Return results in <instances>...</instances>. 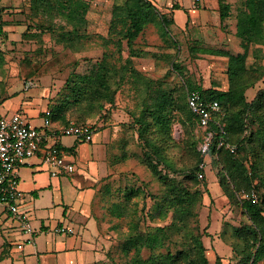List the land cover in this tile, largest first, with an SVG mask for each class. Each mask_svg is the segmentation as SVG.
<instances>
[{"label": "trees", "instance_id": "trees-1", "mask_svg": "<svg viewBox=\"0 0 264 264\" xmlns=\"http://www.w3.org/2000/svg\"><path fill=\"white\" fill-rule=\"evenodd\" d=\"M2 1L0 0V35H7L8 22L4 19V14L8 9ZM61 1L64 4L70 2V0H29L30 15L38 18L37 23L33 24L37 29L34 32L28 30L24 35L35 37L43 31L51 30L57 32L55 37L59 41L73 46L80 39L89 36V27L98 30L100 16H94L93 19V15H88L87 10L83 13L73 7H70L65 15V23L56 27L52 20L59 16L58 7ZM219 4L223 29L227 32L231 20L235 22L234 33L241 39L243 50L232 54L227 50L211 47L200 46L198 49L203 53L228 57V88L220 90L212 86L205 87L186 82L185 92L177 96L172 90L158 87V83L153 79L142 76L141 81L146 89L141 92L143 96L138 113L132 114L131 124L135 127L143 152L139 158L165 186L162 200L154 202L152 207H155L163 217L172 212V222L166 226L142 230L141 213L133 209L130 204L140 188L135 186L115 188L119 199L105 207L110 220L112 217L118 220H123L125 217L129 219V230L125 238L119 240L118 226L115 222L111 223L116 236L108 251L107 260L102 264H213L207 256V246L203 238L209 236V233L190 226V221L198 215L197 207L204 198V189H201L200 184L205 183L207 179L206 181L205 177L200 179L199 172H206L207 166L201 168V164L205 162L208 165V158H211V162L219 168L218 181L229 199L236 200L241 189L247 190L245 193L255 191L258 196V201L255 202L242 194L237 201L248 217L246 223L237 226L225 222L221 225L218 237L231 248L229 263L264 264V90H259L251 99L247 97L249 88L264 77L262 60L264 59V0H244L236 14L228 0H219ZM157 11L159 10L151 0H114L112 18L108 22L102 19L103 25L107 23L108 26V34L103 36L105 42H114L120 51L126 46L130 49L131 56L136 55L134 39L143 30L146 21ZM160 13L163 24L169 25L170 17ZM250 52L257 61L256 64H247ZM104 61L99 59L92 72L83 74L73 72L70 75L67 80L71 83L68 85L70 93L63 99L55 100L53 108L49 106L52 120L63 125H68L71 121L90 123L87 121L88 116L97 112L94 110L95 106L90 104L92 101H98L97 108L101 111L106 103L114 105L116 93V88H112L114 75L116 74L117 77L128 70L137 74L138 71L131 66V58L127 59V64L122 68ZM119 81L122 82L121 79ZM195 90L200 92L203 99L217 101L220 110L214 114L215 118L208 127V131L212 132L213 136L207 153H202L199 148L200 138L198 140L192 135L189 146L195 162L184 172L178 173L168 155V149L174 140L172 125L176 120V111H179L182 117H185V121H191L198 126L197 115L192 112L187 102L189 92ZM101 100H104V103ZM110 123H97L96 120L92 124L96 130H99L110 127ZM253 124H258L256 131L253 130ZM222 128L226 131V141L237 145L236 153H231L225 147H218ZM124 141L126 140L122 134L118 141L121 150ZM126 157H131V153L123 152L121 158ZM111 192V185L108 182L104 188H101L102 198ZM120 192L123 198H120ZM150 213L153 215L152 209L148 210L147 215ZM227 227L231 228V233L227 232ZM176 233L181 235L179 242L181 247L173 251L170 243ZM168 241L166 251L155 252L164 247ZM143 248L150 249L149 256H142ZM131 252L133 253L129 256ZM116 254H123L119 261L116 260ZM215 256L214 264H222L223 257L218 252Z\"/></svg>", "mask_w": 264, "mask_h": 264}, {"label": "rangeland", "instance_id": "rangeland-1", "mask_svg": "<svg viewBox=\"0 0 264 264\" xmlns=\"http://www.w3.org/2000/svg\"><path fill=\"white\" fill-rule=\"evenodd\" d=\"M228 1L235 14L244 2V0ZM113 2L114 0H70L69 5L61 1L58 7L59 16L52 20L53 24L57 27L65 23L64 17L70 7L83 13L87 10V14L93 15V19L94 16H100L108 22L112 18ZM2 4L8 9L7 13L4 14V19L8 22L6 30L8 34L0 35V98L6 97L7 99V97L19 95L35 86L48 87L52 94L50 107L53 108L55 100L63 99L66 94L70 93L68 85H71V83H68L67 80L73 72L83 74L94 71L96 68L94 66L99 59L111 62L117 68H122L127 64V59L131 58V66L138 73L128 70L126 73H120L117 77L116 74L114 75L115 78L112 80V88H116L114 105L111 106L106 103L105 108L101 111L97 108V100L90 103L95 106L94 110L97 112H93L92 115L88 116L87 121L90 123H94L96 120L97 123L119 122V132L121 136L123 134L126 140L123 144V150H121L118 142V147L112 148L114 152L112 150L109 156L110 162L115 165L112 168L115 171L118 168L122 172L116 175L113 174L115 175L114 178H112V175L109 176L108 182L111 185L112 192L101 198V202H104L105 207L111 202L117 201L119 196L116 194L115 188L139 187L138 193L133 197L130 204L133 209H137L141 213V229L147 230L151 227L170 224L172 222V212L163 217L155 210V207H152L154 202L162 200L165 186L140 160L139 156L143 154L142 147L137 139L135 127L131 124L132 114L139 111V104L143 96L141 92L146 89L143 81H141L142 76L153 79L158 83V87L172 90L177 96L185 92L186 82L226 90L229 84L228 57L215 53H203L198 48L200 46L204 48L211 47L232 53L231 48L197 45L190 41L180 40L179 34L175 33L173 28L163 24L160 11H157L155 15L151 16V19L146 21L143 30L134 39L133 46L137 51L134 56L130 55V49L126 46L120 51L114 42H105L103 36H107L108 26L107 23L103 25L104 21L99 22L98 30L89 27L90 32L87 38L80 39L73 46H68L55 37L57 32L51 30L43 31L35 37L24 35L28 30L34 32L37 29L33 24L37 23L38 18L30 15L29 0H3ZM20 14L21 16H17ZM29 19L30 23H28ZM168 22L170 23L171 20L169 19ZM227 33H231L229 24ZM236 37L239 40L238 46L242 51L241 39L237 35ZM255 62L257 61L250 52L247 64L252 65ZM29 80H32L34 85L27 87ZM259 90H264V77L249 88L247 91L248 99L253 98ZM33 102L38 104L33 108L37 113L43 105V99L36 97ZM101 102L104 103V100H101ZM5 107V104L0 103V112L5 113L7 111ZM176 114V120L172 125L174 140L168 149V155L177 172L182 173L195 162L189 146V142L192 140L191 136L193 135L198 140L200 138L201 141L202 131L191 121H185V117H182L179 111H176ZM32 121L36 125H42L43 116L32 117ZM56 123L57 121L53 120V125ZM252 127L256 131L258 124H253ZM99 132V130H95L93 137L99 135ZM74 141L77 142L75 144L77 149L66 147L71 146ZM62 147L71 153L68 156L69 158H76V174L90 176L92 180L97 179L98 176L93 172V168L103 154L100 150L95 149V152L92 153L93 143L91 141H82L75 136L65 135L62 137ZM123 152H126V154L131 153V157L121 158ZM207 160L209 163L206 172H204L205 178L203 177L207 181L200 184L201 189H204V198L201 204L198 205V215L191 219L190 226L196 227V230L201 232L205 230L206 233H209V236L203 238L207 246V256L214 264L217 251L213 242L215 237L218 236L221 225L228 222L231 225L238 226L248 221V217L244 214L239 202H237L247 190L241 189L236 200L229 199L218 181L219 168L211 162V158ZM172 175L173 173H171ZM119 195L120 198H123L121 192ZM149 209H152L153 215L151 213L147 215ZM107 216L110 219L108 212ZM110 221L112 224L115 222L118 226L119 240L125 238L129 230V219L125 217L123 220H118L112 217ZM227 232L231 233L230 227H227ZM211 237L213 240H211ZM180 239L181 235L178 233L172 237L170 247L173 251L181 247L179 244ZM168 245L169 241L164 247L155 250V252L166 251ZM150 252V249L143 248L142 256L147 257ZM122 255L116 254V260L119 261ZM4 264H9V261L4 262Z\"/></svg>", "mask_w": 264, "mask_h": 264}, {"label": "crops", "instance_id": "crops-1", "mask_svg": "<svg viewBox=\"0 0 264 264\" xmlns=\"http://www.w3.org/2000/svg\"><path fill=\"white\" fill-rule=\"evenodd\" d=\"M151 1L160 12L170 17L169 26L179 34L180 40L231 48L233 54L241 51L234 33L235 22H230V34L223 29L219 0ZM99 20L102 22V18ZM50 92L48 87L35 86L19 95L0 98V103L7 109L0 113L20 111L35 126L41 127L43 123L36 125L32 117L43 116L44 110L50 106ZM36 97L43 99L37 113L33 110L38 106L33 102ZM10 109L13 111H8ZM55 125L63 124L57 122ZM119 128V122H111L110 127L99 129V135L91 140L92 153L100 150L103 154L98 163L94 162L93 172L98 176L95 180L76 174L77 166L72 174L52 176L39 156L28 159L19 167L20 187L24 191L21 207L34 228V243H26L30 235L21 232L17 222L11 220L0 205V264L6 261L9 264H102L107 260L116 232L111 228L107 209L101 202V188L106 186L109 176L114 178L122 172L118 168L113 170L115 165L109 158L112 148L118 147ZM76 143L74 141L66 147L73 148ZM74 162L76 164V158ZM58 226L73 227L76 232L58 234L55 231ZM215 239L214 248L223 257L222 264H229L231 248L218 236ZM19 243H23L22 249L17 248Z\"/></svg>", "mask_w": 264, "mask_h": 264}, {"label": "built area", "instance_id": "built-area-1", "mask_svg": "<svg viewBox=\"0 0 264 264\" xmlns=\"http://www.w3.org/2000/svg\"><path fill=\"white\" fill-rule=\"evenodd\" d=\"M32 85L33 81L29 80L27 87ZM187 102L197 115L198 128L202 131L199 148L202 153H207L213 136L208 127L215 118L214 114L220 110V105L217 101L203 99L197 90L189 92ZM43 117V126L38 127L20 111L0 113V205L9 218L17 222L19 230L30 235L26 239L28 244L34 243V228L21 207L24 191L20 187L19 167L28 159L39 156L52 176L72 174L76 171V164L68 157L71 153L61 146L62 137L72 135L82 141H91L96 130L92 123L75 121L55 127L49 107L44 110ZM221 132L218 147H225L231 153H236L237 145L226 141V131L223 128ZM206 166L205 162L201 164V168ZM199 177H204L202 171L199 172ZM243 196L258 201L255 191L244 193ZM55 231L70 235L76 232L73 227L66 226H58ZM17 248L22 249L23 243L17 244Z\"/></svg>", "mask_w": 264, "mask_h": 264}]
</instances>
